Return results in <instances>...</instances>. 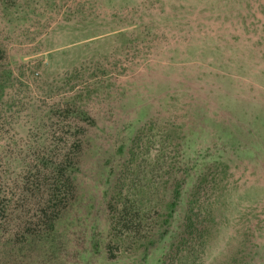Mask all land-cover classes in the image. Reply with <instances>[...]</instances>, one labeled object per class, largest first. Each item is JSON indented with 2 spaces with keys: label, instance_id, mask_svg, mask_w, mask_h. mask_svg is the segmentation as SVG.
<instances>
[{
  "label": "rangeland",
  "instance_id": "rangeland-1",
  "mask_svg": "<svg viewBox=\"0 0 264 264\" xmlns=\"http://www.w3.org/2000/svg\"><path fill=\"white\" fill-rule=\"evenodd\" d=\"M0 264H264V0H0Z\"/></svg>",
  "mask_w": 264,
  "mask_h": 264
},
{
  "label": "trees",
  "instance_id": "trees-1",
  "mask_svg": "<svg viewBox=\"0 0 264 264\" xmlns=\"http://www.w3.org/2000/svg\"><path fill=\"white\" fill-rule=\"evenodd\" d=\"M174 193L176 194V196H174ZM173 193V198L170 200V202H168L167 204V207H170V209L173 208V206L176 205V202H175V198H177V195H178V191L176 190L175 192ZM169 216V215H168ZM166 221V219H165ZM187 226H191L193 223H192V219L191 217L187 216ZM161 236L163 235L162 233L160 234Z\"/></svg>",
  "mask_w": 264,
  "mask_h": 264
}]
</instances>
